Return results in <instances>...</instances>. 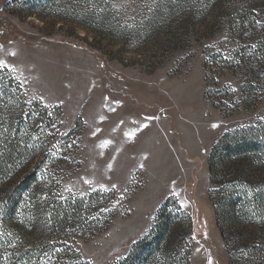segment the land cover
<instances>
[{
	"label": "rangeland",
	"instance_id": "rangeland-1",
	"mask_svg": "<svg viewBox=\"0 0 264 264\" xmlns=\"http://www.w3.org/2000/svg\"><path fill=\"white\" fill-rule=\"evenodd\" d=\"M76 5L38 11L25 0H0V68L17 78L28 103L49 108L50 119L61 108L55 143L76 125L82 129L78 149L69 143L57 155L65 163L62 196L114 190L127 197L107 229L74 239V248L90 264H116L174 198L194 221L190 264H231L230 254L262 242L264 230L235 215L232 245L223 240L208 159L223 134L264 122V89L246 101L242 68L214 72L207 61L219 49L258 48L262 29L237 40L229 20L258 14L263 24L264 0ZM251 52L244 54L252 61ZM54 130L43 135L55 136ZM253 178L262 181L257 172Z\"/></svg>",
	"mask_w": 264,
	"mask_h": 264
},
{
	"label": "trees",
	"instance_id": "trees-1",
	"mask_svg": "<svg viewBox=\"0 0 264 264\" xmlns=\"http://www.w3.org/2000/svg\"><path fill=\"white\" fill-rule=\"evenodd\" d=\"M102 1L105 0H25L38 11ZM261 19L258 14H238L229 20L228 33L237 40H245L251 29H262L256 36V50L219 49L207 61L214 72L242 68L246 101L264 89V21L261 25L257 22ZM248 49L252 50V61L244 54ZM48 109L40 102L28 103L21 83L9 69L0 68V264H90L74 248V239L101 233L117 212L125 209L127 197L114 190L62 196L60 182L65 163L58 161L57 155L65 152L69 143L78 149L82 129L76 125L55 143L62 131V110L53 109L55 128ZM45 129H55V136L43 135ZM262 164L264 122L223 134L211 149L208 166L214 188L209 196L215 206L217 226L228 246L232 245L228 244L230 221L235 215L246 222L255 219L260 231L264 230ZM254 172L262 176L261 182H254ZM193 234L191 215L176 199L168 198L158 209L150 234L135 243L116 264H190ZM230 261L264 264V240L254 242L239 255L230 254Z\"/></svg>",
	"mask_w": 264,
	"mask_h": 264
},
{
	"label": "snow or ice",
	"instance_id": "snow-or-ice-1",
	"mask_svg": "<svg viewBox=\"0 0 264 264\" xmlns=\"http://www.w3.org/2000/svg\"><path fill=\"white\" fill-rule=\"evenodd\" d=\"M0 66H3L2 64H0ZM130 135H133V134H130ZM71 189H69V191H70Z\"/></svg>",
	"mask_w": 264,
	"mask_h": 264
}]
</instances>
